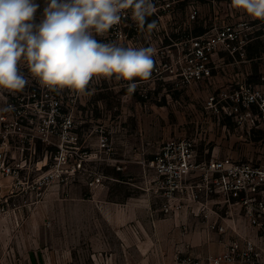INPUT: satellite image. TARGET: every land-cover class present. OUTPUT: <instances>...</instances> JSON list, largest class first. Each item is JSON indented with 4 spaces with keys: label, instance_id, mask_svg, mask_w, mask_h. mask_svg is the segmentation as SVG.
<instances>
[{
    "label": "rangeland",
    "instance_id": "rangeland-1",
    "mask_svg": "<svg viewBox=\"0 0 264 264\" xmlns=\"http://www.w3.org/2000/svg\"><path fill=\"white\" fill-rule=\"evenodd\" d=\"M178 1H170L169 7L161 0H152L154 13L162 12L164 15L155 21V28L145 26L133 37L127 35L121 23L102 35L93 32L95 38L104 43L134 48L153 47L156 50L151 78L136 80L137 87L133 91L128 87L131 82L114 77H94L84 92L67 88L49 90L31 77L23 60L19 66L29 84L15 93L0 89V153L5 156L7 164L19 165L14 175H6L0 170V264H143L147 259L141 256L147 250L160 249L162 245L163 249H171L175 253L179 246L183 252L199 254L223 251L220 249L224 233L201 220L197 224L194 214L186 208L178 212L177 221L172 218L175 214H165L161 210L157 223L150 221L147 215L139 220H132L128 215L123 222H109L107 217L110 215L101 205L119 198V188L126 193L129 187H119L114 181L104 179L106 190L102 192L97 189L103 185L91 189L87 184L88 171L102 172L103 164L112 162L108 155L106 160L88 161L85 165L87 172L74 179L54 181L44 186L38 182L53 161L56 145L62 141L61 127L67 117L73 121L82 151L94 152L102 132L108 136L112 148L114 141L125 139L122 133L129 138L130 126L136 121L150 129L156 122L162 124L161 105L166 102L165 95L171 81L185 85L195 82H183L192 51L191 40L186 35H179L178 42L173 45L165 41L167 39L171 43L168 37L171 32H179L183 23L192 26L190 21L196 20L193 26H199L198 21L206 16L201 7L208 2L191 0L189 5L187 2L183 6ZM36 2L41 6L36 13L38 21L47 0ZM193 9L198 11L195 18L191 17ZM126 14L134 18L131 7L122 11V17ZM245 40L239 31L235 45L240 46V42ZM251 44L252 52L256 53L258 40ZM219 48L231 52L225 46H219L217 51ZM56 101L59 110L53 112ZM263 101L249 107L262 112ZM201 102L202 98H195L193 103L198 107ZM9 105L11 109L5 110ZM253 118L257 123V114ZM120 127H125V130H120ZM43 128L45 135L42 137L48 138L46 140L40 138ZM249 131L255 139L264 137V130L252 128ZM246 148L251 154L257 153L258 149L263 151L264 146L250 145ZM246 162L264 165L262 162ZM137 186L143 185L138 183ZM135 189L137 196L142 197L141 189ZM191 235L190 241L183 240V237L190 239Z\"/></svg>",
    "mask_w": 264,
    "mask_h": 264
},
{
    "label": "crops",
    "instance_id": "crops-1",
    "mask_svg": "<svg viewBox=\"0 0 264 264\" xmlns=\"http://www.w3.org/2000/svg\"><path fill=\"white\" fill-rule=\"evenodd\" d=\"M207 2V5L201 7L206 16L198 21L203 33L231 25L238 28L246 40L241 47L234 44L237 48L234 52L219 48L209 63L210 75L202 80L189 85L171 81L165 95L166 102L161 105L162 124L156 122L150 129L148 125L136 121L130 126L129 138L122 133L126 136L125 139L113 142L108 155L112 162L104 163L102 172L105 179L114 181L117 186L129 187L126 193L119 188V198H113L101 205L108 211V221L113 224L123 222L128 215L132 220H139L147 215L150 221H159L157 215L162 210L164 198L155 191L154 173L147 169L145 161L154 156L166 139L195 138L198 160L229 157L233 161L264 163V149L250 154L246 148L250 145L264 146V137L255 139L249 131L252 128L264 130L262 112L236 100L242 99L247 89H259L264 94V20L252 18L242 10L233 9L231 0ZM255 40L259 44L257 52L253 53L251 43ZM195 98H202L198 107L193 103ZM210 98L214 99L211 103ZM255 114L259 117L257 123L253 118ZM119 129L125 130V127ZM138 183L143 186H137ZM105 187L103 185L97 190L103 192ZM135 187L141 189L142 197L137 196ZM207 203L212 213L209 219L192 213L191 215L197 224H200V220L207 225L218 220L231 227L223 235L220 251L230 239L237 237V233L258 236L256 231L245 229L247 218L244 215L245 209L240 204H228L217 199ZM179 216L180 213H177L172 218L177 221ZM181 219L184 217L181 216ZM191 238L192 235L190 239L183 237V240L190 241ZM163 247L164 245L158 250H147L141 256L147 259L143 264H175V251ZM177 251H182V247L179 246Z\"/></svg>",
    "mask_w": 264,
    "mask_h": 264
},
{
    "label": "built area",
    "instance_id": "built-area-1",
    "mask_svg": "<svg viewBox=\"0 0 264 264\" xmlns=\"http://www.w3.org/2000/svg\"><path fill=\"white\" fill-rule=\"evenodd\" d=\"M170 1L161 0L169 7ZM180 1L182 0L178 2ZM197 13L193 9L191 17L195 18ZM155 14L160 18L164 15L162 12ZM238 34V28L225 25L190 38L192 51L183 82L199 81L209 76L211 56L221 45L231 52L237 51L234 44ZM243 42H240L239 47ZM263 97L261 90L247 89L244 97L236 100L250 106L259 100L263 101ZM212 100L214 99L210 98L209 103ZM57 105L56 101L53 112H58ZM261 109L264 113L263 106ZM44 130L45 128L40 134L42 140L48 139L42 137L45 135ZM61 134L62 141L56 145L53 161L38 179L41 186L54 181L74 179L86 171L85 165L88 161L105 160L110 154L109 138L104 132L100 134L98 148L94 152L82 151L70 117L64 121ZM5 160V156L0 153V170L6 175H14L19 165L15 167L7 164ZM145 165L154 173L155 191L164 198L162 211L165 214H177L186 208L207 220L212 216L207 202L217 199L228 204H240L245 209L244 215L247 218L245 229L258 233L257 237L237 233V237L230 239L219 253L177 251L174 256L175 264H264V165L233 161L229 157L198 160L196 140L192 137L164 140L154 156L145 161ZM87 177V184L91 189L104 184L103 172L90 170ZM209 226L224 234L231 228L218 220L211 221Z\"/></svg>",
    "mask_w": 264,
    "mask_h": 264
},
{
    "label": "clouds",
    "instance_id": "clouds-1",
    "mask_svg": "<svg viewBox=\"0 0 264 264\" xmlns=\"http://www.w3.org/2000/svg\"><path fill=\"white\" fill-rule=\"evenodd\" d=\"M40 7L36 0H0V89L15 93L29 84L21 60L31 77L53 91L84 92L94 77L131 82L133 91L136 80L151 78L153 47L104 43L93 32H108L129 7L137 23L144 25L155 11L152 0H47L37 21ZM231 7L264 20V0H231ZM147 27L155 28L156 22Z\"/></svg>",
    "mask_w": 264,
    "mask_h": 264
},
{
    "label": "trees",
    "instance_id": "trees-1",
    "mask_svg": "<svg viewBox=\"0 0 264 264\" xmlns=\"http://www.w3.org/2000/svg\"><path fill=\"white\" fill-rule=\"evenodd\" d=\"M191 0H182L180 1L182 3L183 6L187 5V2L189 4ZM179 2V3H180ZM160 17L155 14V13H152L150 15H148L146 17V23L144 25H140L137 23V21L135 20V18L131 17V15H126L124 17H121V26L123 27V30H125L127 32V35L129 37H133L135 34L138 33V30H144L145 26H147L148 23H151L153 21H159ZM193 22V23H192ZM196 22L195 21H191L189 25H194V23ZM186 26L185 23H183V25L181 26V30L177 33H174V32H171V35L168 37V39H171L172 42L169 43V40L167 41V37H164L166 39V44H175L178 42V36H184L185 35L188 37V39L192 38V37H195V36H199L201 34H203L202 32V29L200 26ZM164 39V40H165ZM177 40V41H176Z\"/></svg>",
    "mask_w": 264,
    "mask_h": 264
}]
</instances>
